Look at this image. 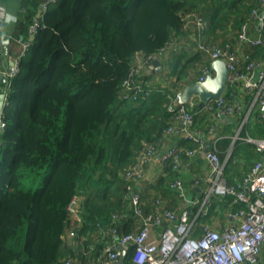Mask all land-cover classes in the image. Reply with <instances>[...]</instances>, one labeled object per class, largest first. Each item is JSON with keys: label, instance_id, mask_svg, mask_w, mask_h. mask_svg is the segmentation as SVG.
Returning <instances> with one entry per match:
<instances>
[{"label": "trees", "instance_id": "16d2710c", "mask_svg": "<svg viewBox=\"0 0 264 264\" xmlns=\"http://www.w3.org/2000/svg\"><path fill=\"white\" fill-rule=\"evenodd\" d=\"M0 4L8 9L12 0ZM15 6L11 46L28 43L17 53L8 44L10 54L19 55V68L10 78L0 131V264L102 261L109 247L117 251L122 236L141 230L144 216L178 213L164 197L186 201L173 184L196 142L178 138L180 163L175 167L173 157L164 159L155 197L146 193L145 179L134 184L127 171L150 149L159 152L174 122V95L211 67L213 59L200 49L202 43L243 53L241 68L264 62V47L239 40L245 24L251 36L264 39L258 14L264 12L262 1L19 0ZM189 40L193 45L186 49L183 41ZM3 51L0 39V55ZM163 51L170 54L161 71L165 83H152L145 69L132 76L137 54L152 58ZM131 78L128 89L125 81ZM236 88L228 85L226 102H234ZM211 105L216 108L217 101ZM195 110L196 131L212 142L208 133L219 120L215 111L198 104ZM228 132L215 148L223 163L233 143L234 132ZM248 137L264 138V118L257 112L243 125L225 163L224 177L237 190L264 157ZM133 193L140 195V213ZM75 198L79 218L69 211ZM225 206L238 212L247 203L235 194L214 197L197 222L211 225L216 208ZM67 231L80 243L65 253ZM134 248H127L126 264H133Z\"/></svg>", "mask_w": 264, "mask_h": 264}, {"label": "built area", "instance_id": "2783aa9c", "mask_svg": "<svg viewBox=\"0 0 264 264\" xmlns=\"http://www.w3.org/2000/svg\"><path fill=\"white\" fill-rule=\"evenodd\" d=\"M261 1L264 9V0ZM4 9L6 10L4 6L0 5V11H5ZM258 14L260 26H263L264 12L261 13L260 11ZM38 24L39 22L35 23L31 32L36 30ZM199 25L201 28H205L207 24L200 22ZM3 34L4 31L0 29V39ZM239 40L251 46L264 47V39L250 35L248 24L243 25ZM26 43L28 41L23 45L24 48ZM200 49L209 54L213 60H225L230 69L229 84H236L237 87L242 88L245 94H251L253 105L257 106L259 115L264 118V62L250 61L246 67L241 68L239 60L243 53L237 50L209 47L204 43L200 45ZM3 50L6 54L10 53L8 44H3ZM152 61L153 57H145L141 53L137 54L132 76L139 74L143 69H154ZM11 63L8 69H0V76L7 75L11 78L18 73L19 55ZM211 73V67L206 68L200 80H205ZM133 83L134 80L131 78L125 81V86L131 89ZM181 92L179 91L174 95L170 105V109L174 110L176 114L167 133L196 142L197 148L189 150L187 153L190 156H195L198 152L202 153L210 164L211 170L206 177L210 185L205 198L200 202L199 215L201 213L203 215L208 214L206 206L211 204L213 197L221 199L228 194H235L237 200L247 203V207L240 209L233 215L239 219V222H231L220 229L209 224L200 225L197 222L198 217L192 218L189 211L180 215L170 210H163L159 215L149 214L143 217L144 225L141 230L136 234L122 236L117 246L121 245L126 248L131 244L135 246L133 264H259L264 251V157L253 164L248 174L238 185L239 190L228 184L224 177L225 162L221 161L215 151L218 139L207 142L205 135L195 129V115L197 113L195 106L199 105L200 97L192 95L189 100H184ZM212 101L206 102L205 105L215 111L217 119L231 116L236 110V106L226 102L223 96L216 100V108L211 105ZM4 125L1 120V129ZM247 140L255 143L258 151H264V138L249 137ZM177 151L176 146H173L164 155V159L167 157L174 158L175 167L180 163ZM156 156L154 149L145 152L140 161L127 171V178L132 180L134 184L141 183L145 179L144 167L146 163L152 161ZM173 186L180 192L181 196H186L187 190L181 178H177ZM132 201L140 213L139 193H133ZM77 202V198H75L69 206V211L71 215L79 218ZM165 218L169 221L177 220V222L174 226H165L160 236L155 237L153 234L155 228L161 226ZM116 249L117 251L109 247L104 260L91 264H110L116 261L121 254V250L117 247ZM58 264L75 263L67 260Z\"/></svg>", "mask_w": 264, "mask_h": 264}, {"label": "crops", "instance_id": "0c3cea01", "mask_svg": "<svg viewBox=\"0 0 264 264\" xmlns=\"http://www.w3.org/2000/svg\"><path fill=\"white\" fill-rule=\"evenodd\" d=\"M18 1L19 0H12V4L10 7H8V9L4 5L0 4L7 9V13L9 14V16L15 17L14 21H9L8 17L6 19H4L3 17L0 18V29L4 31V34H8L10 38H11L12 25L17 20L15 5H17ZM189 41L190 42L183 41V44H185L186 49L189 46L193 45L192 41L191 40ZM9 44L11 46L12 44L11 41ZM22 47L23 44H13L11 46V49H13L14 53H17L18 51H22ZM8 55L9 54H6L5 51H3V53L0 55V69L6 70L11 66L12 61ZM16 55L17 54H10V56L13 57L14 59ZM169 55H170L169 51L163 52L160 55L164 67L166 65V59L167 57H169ZM8 57L10 60L8 59ZM147 71H149V78L151 79L152 83L161 84V85L165 83L163 74L161 72L155 71L153 69H148ZM4 86H5V82L0 81V87H4ZM236 91L237 92L234 94L235 98L233 102V104L236 106V110L234 114L219 119L217 121L215 130L213 132L208 133L209 138L214 140L223 137V135H225L224 133L230 134V132L228 131H233L234 132L233 143L231 144L230 147L231 148L230 153L233 150L235 144L234 141L237 140V138H239L240 136L243 125L253 117V114L255 112H257L258 115V108L256 105H253V97H251L250 95L247 96L243 92L241 87L240 88L237 87ZM254 118H256V114L254 115ZM254 121H258V119L256 118V120ZM253 138H257V137H253ZM177 142H178V137L176 135L169 134L168 136H164L163 143L159 147V152L157 153V156L144 167L145 180L142 183V185L144 184L143 186L147 194H153L152 197H155L157 194L156 186L158 179L165 174L164 155L165 153L168 152V150L172 146L176 145ZM229 156L225 158L224 161L225 163L227 162ZM188 157L187 160H185V163H182L181 171L179 173L180 178H182L183 182H185L184 185L186 184L185 185V188L187 190L186 201L180 200L179 202H177L174 199L173 201H171L170 197L169 198L164 197V204L168 205V207L170 208L175 209L178 212L177 213L178 215H180L185 211H189L190 216L195 218V217H199V210H201L200 202L205 198L210 185L206 180V177L209 175L211 168H210V164L205 159L202 153H199L196 156H188ZM196 189H198L200 192L193 193L194 190ZM196 205H199V209L197 210V213L193 211V207ZM215 212H217L218 214L217 216H215V219L211 221L212 222L211 226L216 229H220L231 222H239V219L233 216L236 213V211L233 210L232 206H225L224 208H216ZM176 222L177 220L169 221L165 218L164 223L161 226L155 228L153 232L154 236L159 237L160 233L162 232L165 226L167 225L174 226ZM75 236L76 235L74 234L73 231H67L65 236L66 237L65 242L63 244V252L67 253L68 250H76L78 248V244L80 242L78 244L75 242ZM79 247L81 246L79 245ZM127 250L128 249L126 248V253ZM259 264H264V251L260 257Z\"/></svg>", "mask_w": 264, "mask_h": 264}, {"label": "water", "instance_id": "95a60500", "mask_svg": "<svg viewBox=\"0 0 264 264\" xmlns=\"http://www.w3.org/2000/svg\"><path fill=\"white\" fill-rule=\"evenodd\" d=\"M1 40L3 44H9L11 38L8 34H3ZM152 62H153V66L155 67V71L161 72L163 70L162 60L159 55L154 56ZM211 71L212 73L209 74L205 80L203 81L198 80L196 82L187 85L181 92L182 98L184 100H189L192 95L199 96L200 102L198 108H202L205 105V103L210 100H217L221 98L229 84L230 69L228 68L225 60L216 59L212 61ZM0 81L5 82V86L0 87V131H1L2 114L6 106L10 78L7 75H1ZM236 92L237 91L235 90L234 94ZM0 144H1V139H0ZM117 248L121 250V254L116 261H113L110 264H126L125 261L126 247L119 245L117 246Z\"/></svg>", "mask_w": 264, "mask_h": 264}, {"label": "rangeland", "instance_id": "374dc122", "mask_svg": "<svg viewBox=\"0 0 264 264\" xmlns=\"http://www.w3.org/2000/svg\"><path fill=\"white\" fill-rule=\"evenodd\" d=\"M0 17H3L4 19H6L7 17H9V14L7 13V9L5 11H2V10L0 11ZM22 50H24V47H22ZM8 56L10 57L11 61L14 60V58L10 56V53H9ZM9 57H8V59H9ZM153 70H155V68Z\"/></svg>", "mask_w": 264, "mask_h": 264}, {"label": "clouds", "instance_id": "9594fccd", "mask_svg": "<svg viewBox=\"0 0 264 264\" xmlns=\"http://www.w3.org/2000/svg\"><path fill=\"white\" fill-rule=\"evenodd\" d=\"M8 20H9V21H14V20H15V17H14V16H9V17H8Z\"/></svg>", "mask_w": 264, "mask_h": 264}]
</instances>
